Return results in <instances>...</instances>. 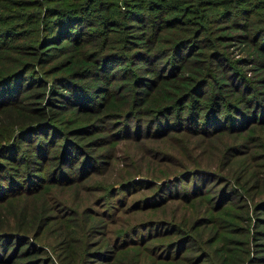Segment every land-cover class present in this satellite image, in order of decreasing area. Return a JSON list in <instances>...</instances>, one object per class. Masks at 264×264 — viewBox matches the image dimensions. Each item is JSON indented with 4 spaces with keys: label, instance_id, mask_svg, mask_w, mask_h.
Wrapping results in <instances>:
<instances>
[{
    "label": "trees",
    "instance_id": "1",
    "mask_svg": "<svg viewBox=\"0 0 264 264\" xmlns=\"http://www.w3.org/2000/svg\"><path fill=\"white\" fill-rule=\"evenodd\" d=\"M0 264H264V0H0Z\"/></svg>",
    "mask_w": 264,
    "mask_h": 264
},
{
    "label": "rangeland",
    "instance_id": "2",
    "mask_svg": "<svg viewBox=\"0 0 264 264\" xmlns=\"http://www.w3.org/2000/svg\"><path fill=\"white\" fill-rule=\"evenodd\" d=\"M163 139H165V140H168L167 138H163ZM161 141V140H160ZM170 163H176V160L174 159V160H170V162H169V164ZM178 163V162H177ZM176 163V164H177ZM135 165H137V163H131V164H129L126 168L127 169H130V170H133L134 169V167H135ZM143 165V164H142ZM173 166H175V165H173ZM149 167V166H148ZM162 167H164V166H162ZM114 168H116L115 166H114ZM117 169V168H116ZM119 170V169H118ZM181 184H182V181H180V182H178V183H166V185H163L161 188H162V191H164V190H171V188H173V187H177V186H181ZM62 189L64 190V191H62L64 194H65V196H66V199H67V202L68 203H70V199H72L73 197H75V195L77 194V192H79V189L78 190H75V188H73V187H62ZM98 191L99 190H94L93 191V193H92V196L97 192L98 193ZM146 191V189H143V190H140V191H138V192H136L135 194H131L130 196H128L129 198H133V197H135V195H140L141 193H143V192H145ZM100 198H102V197H99V199ZM111 198H105V200L103 201V202H101V203H98V204H93V206H94V209H104V207H105V205L107 206V204L109 203L108 201L110 200ZM90 200H92V198L90 199ZM88 201V200H87ZM87 201H85L84 203H82L80 206H82L83 204H85ZM71 205V204H70Z\"/></svg>",
    "mask_w": 264,
    "mask_h": 264
}]
</instances>
